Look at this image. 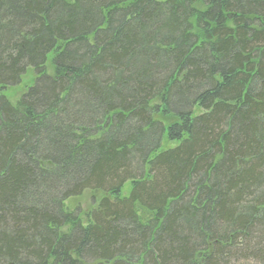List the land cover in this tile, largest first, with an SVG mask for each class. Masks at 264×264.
Segmentation results:
<instances>
[{
    "label": "trees",
    "instance_id": "trees-1",
    "mask_svg": "<svg viewBox=\"0 0 264 264\" xmlns=\"http://www.w3.org/2000/svg\"><path fill=\"white\" fill-rule=\"evenodd\" d=\"M28 70L0 264H264V0H0V88Z\"/></svg>",
    "mask_w": 264,
    "mask_h": 264
},
{
    "label": "rangeland",
    "instance_id": "rangeland-1",
    "mask_svg": "<svg viewBox=\"0 0 264 264\" xmlns=\"http://www.w3.org/2000/svg\"><path fill=\"white\" fill-rule=\"evenodd\" d=\"M162 1H165V0H162ZM51 58L52 56L48 58V63L46 64L47 73L49 75H53V70H54V67L51 62L52 61ZM27 72L28 73H26V75L22 77L20 86L14 87V88L13 87L7 88V89L0 88V95H5L7 99L13 104L17 103L20 97L23 94H25L30 87L34 86L35 81H36V75L34 71L28 70ZM156 119L164 122L166 126H169L170 123L172 122V119L164 118L161 115H157ZM171 146H174V145L168 143L166 139L163 147L168 148ZM130 185L131 183H129L126 186L124 194L128 193V189ZM103 196H104L103 193L87 191L86 193L82 195L81 198L71 200V201L68 200L65 204H66L68 211H71L74 213H80L81 214L80 217L82 216L83 219L85 220L84 215H86L89 211L97 208L98 202L101 198H103ZM89 264H99V263L92 262Z\"/></svg>",
    "mask_w": 264,
    "mask_h": 264
}]
</instances>
